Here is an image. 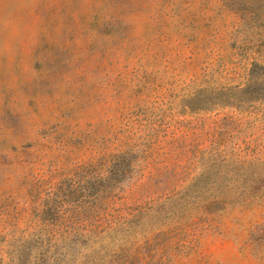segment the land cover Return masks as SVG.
I'll use <instances>...</instances> for the list:
<instances>
[{
	"label": "rangeland",
	"instance_id": "1",
	"mask_svg": "<svg viewBox=\"0 0 264 264\" xmlns=\"http://www.w3.org/2000/svg\"><path fill=\"white\" fill-rule=\"evenodd\" d=\"M0 264H264V0H0Z\"/></svg>",
	"mask_w": 264,
	"mask_h": 264
}]
</instances>
